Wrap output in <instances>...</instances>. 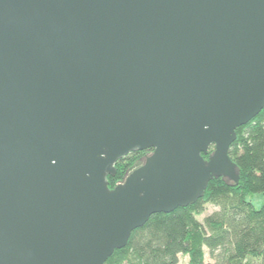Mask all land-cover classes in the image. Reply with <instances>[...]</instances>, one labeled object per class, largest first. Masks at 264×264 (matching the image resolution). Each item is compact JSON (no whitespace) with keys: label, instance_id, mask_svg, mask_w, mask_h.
I'll use <instances>...</instances> for the list:
<instances>
[{"label":"water","instance_id":"95a60500","mask_svg":"<svg viewBox=\"0 0 264 264\" xmlns=\"http://www.w3.org/2000/svg\"><path fill=\"white\" fill-rule=\"evenodd\" d=\"M263 108L264 0H0V264H105Z\"/></svg>","mask_w":264,"mask_h":264},{"label":"trees","instance_id":"16d2710c","mask_svg":"<svg viewBox=\"0 0 264 264\" xmlns=\"http://www.w3.org/2000/svg\"><path fill=\"white\" fill-rule=\"evenodd\" d=\"M213 150L211 146L205 160ZM149 153H131L119 160L115 177L107 178L109 189ZM228 156L238 183L213 179L194 205L152 215L105 264H181L180 257L186 264H264V205L256 210L247 200L250 194L264 200V108L236 130ZM209 204L217 211L199 221Z\"/></svg>","mask_w":264,"mask_h":264},{"label":"rangeland","instance_id":"374dc122","mask_svg":"<svg viewBox=\"0 0 264 264\" xmlns=\"http://www.w3.org/2000/svg\"><path fill=\"white\" fill-rule=\"evenodd\" d=\"M247 200L252 204L254 209L258 210L264 205L263 196L260 194H250L247 196ZM217 211V208L213 205H206L204 209V213L198 217L199 221H202L204 217L210 215L211 213ZM206 261H210L208 256H206ZM180 263L186 264V258L180 257Z\"/></svg>","mask_w":264,"mask_h":264}]
</instances>
